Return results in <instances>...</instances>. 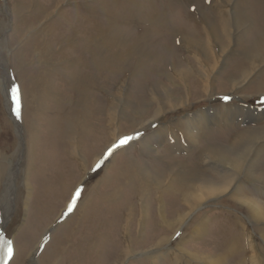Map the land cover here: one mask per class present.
I'll list each match as a JSON object with an SVG mask.
<instances>
[{
  "label": "rangeland",
  "instance_id": "obj_1",
  "mask_svg": "<svg viewBox=\"0 0 264 264\" xmlns=\"http://www.w3.org/2000/svg\"><path fill=\"white\" fill-rule=\"evenodd\" d=\"M142 1L143 3L137 0L136 3L133 0H127V3L125 0L117 1L120 7L126 4L125 9L129 2H133L135 11L124 9L125 16L117 13L118 18L114 17L105 27H114L119 32L114 31L115 36L120 33L127 35V47L122 42L120 53H115L114 56L102 53L105 58L102 56L99 62L113 70L105 69L94 77L93 73L96 71H91L89 65H86L91 63L89 57L85 59V56H81L82 62L76 65L74 52L77 53L79 42L74 30L70 32L73 22L61 28L63 20L70 19L75 14L72 12L85 11L86 5V10L89 9L94 0H0V240H9L13 246L12 257L5 261L4 246L0 244V264H106L117 257V249L122 250L123 242H128V234L131 242H135V252L131 254L134 257L122 256L119 258L120 264L123 261L125 264H153L149 254L154 251H164L159 264H176V259L166 251V247L158 244L160 233L162 237H168L170 241L173 237L175 242L182 243L186 249L203 255L206 254L201 251L203 248L200 249L203 240H210L223 251L225 242L221 243L218 223L223 226L231 224L233 228L244 221L241 217L242 214H247V210L232 194L215 197L216 199H212L217 200L215 203L207 201L203 205L205 207L198 208L189 215L181 228H176V211L173 210V205L167 206L168 199L165 212L171 215L172 220L156 227L155 222L160 219L155 215V207L159 194H174L166 188L168 184L165 180L173 179L171 174L175 170L178 169L175 180L170 183L174 182L176 185V182H199V174H205V164L198 162L202 145L211 144L212 148L217 147L220 154L227 156L236 145L235 139L252 140L253 137L260 136L259 141L264 146V0L251 2L254 10V21L251 22L241 14L243 7L237 8V21H226L222 18L223 14L216 16L215 12L227 9L229 0L227 4L222 1L226 6L216 0ZM235 2L236 0H232L231 5ZM74 6L77 9H73ZM154 19L159 21L154 23ZM205 23L211 24L214 29L217 44L228 51L224 64L217 65L214 69L211 62L212 70L209 64L197 68L198 64L193 60L192 63H195L190 67L193 70L185 77L186 82L171 79V71L188 65L183 55L187 53L184 47L191 52L195 48L205 50L208 39ZM219 28H223L224 37ZM143 30L147 35L152 34L150 39ZM190 34L196 36H188ZM183 39L189 40L191 45L183 47ZM124 50H127L126 54ZM67 51L71 53L68 54ZM236 56L238 57L235 58ZM157 57L159 60L156 61ZM174 59L178 60L177 63ZM167 61L171 63L167 64ZM235 61H239L238 65ZM62 62L64 64L60 65ZM50 64L52 67L46 72ZM40 67L46 72L41 78L38 75ZM207 67L209 70L204 71ZM73 70L77 74L72 75ZM166 70L168 71L165 72ZM247 70L250 71L251 78L249 83H243L241 75ZM209 71L213 73L207 84L204 72L210 74ZM33 74L40 80L36 87L37 111L27 101L31 91L28 78ZM69 77L73 78V84ZM50 81H53L52 84ZM187 84L189 91L185 97L183 90ZM16 87L19 88L21 98L20 118L14 112L12 89ZM26 88L27 97L24 94ZM171 96L175 98L172 106L171 102L167 104ZM158 104H162L160 109ZM240 104L257 109L255 111L260 114L258 117H247L244 108L241 109L243 113L234 114L233 110L237 108L238 111ZM222 107L226 110L221 111L227 113H221L219 120L211 121V113ZM202 109L209 119H206L207 125L197 129L198 143L202 141L200 145L193 147V144H187L189 140L182 134L186 125L183 120L196 112L200 113ZM64 120L67 131L63 134L61 129L56 131L53 128L55 145L51 144V126L57 121L58 127ZM30 130L34 133L31 134ZM138 133L141 134L138 138L115 149L116 156L107 166L113 154L109 156L108 149L119 138L136 136ZM142 146L149 147L143 149ZM125 147L126 151L121 152ZM130 159L135 164H131ZM100 161L103 162L102 166L97 168ZM186 164L193 167L196 174L193 172L194 175L189 177V173L184 171L190 168H182ZM145 174L152 180L162 177L158 189L154 185H142L145 189L141 186V190L138 189L137 181ZM132 181L135 182L134 187L127 185ZM115 186L119 187L118 193ZM77 189L83 191L74 210L68 214V207L75 196L73 193ZM138 194L147 201L148 206V217L145 216L140 232L138 223L143 212L139 211L141 209L138 206L134 207L140 203L137 201ZM253 194L257 196L256 193L252 192ZM127 199L134 201L133 204L129 203L128 211L135 210L129 222L126 217ZM99 209L101 214L97 213ZM198 213L210 217L204 235L201 229L194 232L195 227L201 226ZM216 213L215 222L212 218H215L213 215ZM107 216L112 218L113 225H118L111 227L107 225L109 221L106 224L105 221L102 222ZM123 223L129 231L121 230ZM209 224L212 226L210 231ZM253 228L257 229V226L253 225ZM149 234L154 235L151 241ZM197 234L201 236L198 237ZM254 235L258 240V233ZM243 238L242 235L243 256H246L251 253V249L247 250V243ZM173 242H169L168 246H172ZM138 251L142 253L139 255L136 253ZM144 251L149 253L141 256ZM239 254L242 256V248ZM244 262L246 264V261H242L243 264ZM227 263L232 264L228 259Z\"/></svg>",
  "mask_w": 264,
  "mask_h": 264
},
{
  "label": "bare ground",
  "instance_id": "obj_2",
  "mask_svg": "<svg viewBox=\"0 0 264 264\" xmlns=\"http://www.w3.org/2000/svg\"><path fill=\"white\" fill-rule=\"evenodd\" d=\"M117 1L118 0H94V3L89 7V9L86 10V8L88 7L86 5V6H84L85 11L84 10H77L76 12H72V14L73 13H75V14L72 15L70 19L66 18V19L63 20V25H62L61 28L65 27V25H68L69 22H71V23L73 22V26L70 27V32L72 33L73 30H74V32L78 36L76 38V40H78V42H79L78 45H77L79 48L78 47L76 48L77 49V53L74 52L76 65H78V64H80L82 62L81 59H80L81 56H85V59L87 57H89V60L91 61V63L90 64H86V65H89L88 67H90L91 71H93V69L96 71V72L93 73L94 77L97 76L101 71H103L105 69L106 70H111L112 69V67H109L108 65L105 66V64H102V63L99 62L100 58L103 56L102 53H106V52L107 53H111V54H113V56L115 55V53L116 54L120 53L122 42H125V47H127V40H129L126 37L127 35L124 36L123 35L124 33L123 34L120 33V35L115 33V34L119 35V36H115L113 34V32L116 31L114 27H113V29H108V28L106 29V27H105L106 25H108L109 22L114 20V17L118 18V14L117 13H122V16H125V11L127 9H128V11H135V7H134V5H132L133 2H129V4H127V6H126L127 9H125L124 7H125L126 4H124V7H120L119 3ZM133 1H134V3H136L135 2L136 0H133ZM137 1H141L143 3L142 0H137ZM216 1L219 4H222L223 6H226L223 3L227 4V0H216ZM222 1H223V3H222ZM252 1H254V0H248V2L246 3L245 0H236V2L233 5H231L232 0H229V6L227 7V9H222L221 8L222 10H220L218 13L215 12L217 14V15L216 14L215 15L216 16H220L221 14H223L222 18L223 19L225 18L226 21L229 20V19H230V21L232 19L234 21H237V20H239V18H238L239 16H237L238 13H239L237 11V8L238 7H243V10H242L241 14L243 16L247 17L248 19H250L249 22L254 21V19H253L254 18L253 17L254 16V14H253L254 10L251 7V2ZM35 2H36V0H35ZM125 2L127 3V0H125ZM145 2H147V1H145ZM186 4H187V2H186ZM140 5H139V7H140ZM193 6H195V5H193ZM201 7L203 8V5H201ZM217 7L220 8L222 6H220V7L217 6ZM217 7H216V9H217ZM209 8H208V10L210 11ZM73 9H77L76 6H74ZM124 9H125V11H123ZM188 11H190V10H188ZM201 12H202V10H201ZM60 13L61 12H59V14ZM152 14H154V13H152ZM189 14H190V12H189ZM133 16H136V15H133ZM146 16H148V15L146 14ZM211 17H212V15H211ZM134 18L137 19V16L134 17ZM192 18H193V16H192ZM148 19L150 20L151 18H148ZM144 20H146V18ZM191 20H193V19H191ZM240 20H241V18H240ZM152 21L154 23H157L159 20L157 22L155 21V19L152 20ZM213 21L214 20L212 19V22ZM146 22H148V21L146 20ZM192 23H193V21H192ZM176 24H177V22H176ZM112 25L115 26L114 24H112ZM112 25L110 26L111 28H112ZM205 25L207 26V30H208V35H207L208 39H207V45L205 46V50H202V49H199V48H195V50L192 51V52L188 51V49L186 47H184V46L186 44L190 46L191 43L189 42V40H186L187 38L183 39V47H184V49L186 50L187 53H184V54L182 53V54L186 58L185 61L187 62L188 65H187V67H185V66L184 67H179V68L174 69V71H171L170 72L171 76H172L171 79L174 78V80H177V81L179 79H181L182 81L186 82L187 80H185V77H187V75L189 73H192L193 68H190V67H191V64H194L195 62L198 64V65H196L197 68L198 67L201 68L203 65H208L209 64L211 66L212 70H213V67L215 69V67L217 65L220 66V65L224 64V62H225L224 61L225 60L224 57L226 58V55L228 54V51L223 46L221 47V45L217 44L216 37L214 35V29L211 27V24L205 23ZM192 26H193V24H192ZM166 28H168V27L166 26ZM195 29H196V27H195ZM197 29H199V28H197ZM226 29H228V28H226ZM145 30L147 31V29H145ZM170 30L172 31L173 28H171ZM121 31H123V30H121ZM146 31H144V33ZM199 31H201V30L199 29ZM116 32H118V31H116ZM179 32H181V31H179ZM145 34L147 35V33H145ZM220 34H222V36L224 37L225 33H224L223 28H222V30L220 29ZM148 35H147V37H148V39H150V35H152V34H148ZM191 35L192 34H190L188 36H191ZM195 36L196 35H194L193 37H195ZM73 38H74V36H73ZM184 38H185V34H184ZM119 39H121V40H119ZM176 39L177 38H175V40ZM189 39L191 40V38H189ZM63 40H65V39H63ZM144 40L146 42L147 39L145 38ZM204 40H205V38H204ZM220 41H221V39H220ZM194 42L196 43V41H194ZM180 43H181V41H180ZM197 43H198V41H197ZM100 44H101V46H100ZM178 45L180 46V44H178ZM147 47H149V46H147ZM96 50H98V52H95ZM126 51H125V54H126ZM67 53L70 54L71 52L67 51ZM122 53H124V52H122ZM233 53H235V52L233 51ZM151 54H152V52H151ZM187 54H189V55L187 56ZM145 56H147V55H145ZM162 56H163V54H162ZM165 56H166V54H165ZM110 57H111V55H110ZM237 57L238 56H236L235 58H237ZM158 58L159 57H157L155 60L156 61L159 60ZM106 59H103V60H106ZM193 60L195 61L194 63H192ZM46 61H47V59H46ZM117 61H118V59H117ZM176 61H178V60L176 59L175 62ZM72 62L75 63L74 61H72ZM211 62L214 64L213 67L211 65ZM238 62L239 61H235L234 63L236 65H238ZM109 63L111 64V61H109ZM169 63H171V61H169ZM169 63L167 61V64H169ZM63 64L64 63L62 62L60 65H63ZM41 65H43V64L41 63ZM181 65H185V64H181ZM174 66H176L175 63H174ZM192 66H194V65H192ZM51 67H52V65L48 68V70L46 72H48ZM252 69H254V66H252ZM169 70H171V67H170ZM207 70H209V67L204 69V71H207ZM167 71L168 70H166L165 72H167ZM46 72L44 71V68H41L38 75L41 78V76L43 77V76L46 75L45 74ZM209 72H210V74L208 72H204L205 73V78H204L205 79V83H207V82L210 83L209 76H211L213 71L212 72L209 71ZM123 73H124V71H123ZM143 73H145V72L143 71ZM71 74L73 75V74H77V73L73 70L71 72ZM169 75H167V76H169ZM250 75H251L250 71H248V70H247V72L243 71V74L241 75V81L243 83L248 82L249 79L251 78ZM201 77L202 76H200V78ZM73 78H74V76H73ZM73 78L69 77L70 83L74 82ZM168 79L170 81V78H168ZM38 80H39V77L37 75H35V74H33L32 76H30V78H28V84H29L28 87L30 88L31 91L28 93L29 98L27 99V101L30 104L33 105V109L36 110V111H37V108H38V105H37L38 104V95H37V92H36V87H38V85L40 83V80L39 81ZM76 80L77 79H75V81ZM52 82L53 81H50L51 84H52ZM92 82H93V80H92ZM209 83H207V84H209ZM234 84L237 85L238 82H236V83L234 82ZM262 85H263V83H262ZM163 91H164V89H163ZM188 91L189 90H188V84H187L186 88H184V90H183V93H184L183 95L185 96V94ZM24 94L27 97V88H26V91H24ZM76 95H77V93H76ZM184 96H182V97H184ZM174 97H175V95H174ZM174 97L173 96H171L170 98L167 97L169 99L167 104H169L171 102L170 105L172 106L173 105L172 102L175 101ZM155 101L157 102V99ZM161 106H162V104L161 105L158 104V106H157L158 109H160ZM243 108L245 109L244 114L247 115V117L253 118V116H257L258 114H260L259 111H255L257 109L253 110L251 107H245L244 105L238 106V111H237V108L235 110H233V109H229V110H233L234 114L237 112L236 113V115H237L239 112H242ZM223 109L226 110L225 107L217 108L216 110H214L211 113L212 114L211 117L205 116L204 110L202 109L200 113L196 112L192 116H188L186 119H184L183 123H185L186 125L183 127L184 130H182L183 131L182 134H184L183 136H185L186 140H189V142H187V144H193V147H197L198 145H200L202 140L200 141V143H198L199 136H197L198 133H196L198 131L197 129L200 128L201 126L207 125L208 122L206 121V119L210 118L211 121L219 120V116H220L221 113H223V115H225L227 113L225 111H221ZM56 119L61 121L60 118H56ZM57 124H58V122L55 121L54 125L51 126V140H49L50 143L54 144V145H55V140H54V134H52V129L54 128V129H56V131L61 129L63 134H64L65 131H67L66 130L67 123L65 122V120L58 127H56ZM33 125H34V123H33ZM30 132H31V134L34 133L31 130H30ZM259 138H260V136H255V137L252 138V140H244L243 138L235 139L236 145L229 151V155L228 156L224 155V154L223 155L220 154V152L217 151L218 148L215 147V146L212 148L211 144H208V146H203L202 145L203 149H202V152H200L201 155L198 157V162L201 165L205 164V174L204 173L203 174L200 173L199 174L200 175V180H199V182H197L195 184L192 183L191 181H189V182H181V183H177L175 181L176 185H175L174 182L170 183V182L175 180V175H176V172H177L178 169L175 170L174 172H172L171 176L173 177V179L169 178V180H168V178H166L165 181L168 184V187H166V188H168V190L169 189L172 190L171 192L172 193L174 192V194L170 195V196H167V195H161V194L158 193L159 196L157 197V199H158L157 202L158 203H157V206L155 207V215L160 220H157L155 222V226L156 227L157 226L159 227V226H161L163 224H167V222L172 220L171 215H169V214H167L165 212V209H166L165 203H166L167 199H168V202H169V203H167V206L173 205V210L176 211V217L178 219V220L175 219V221H174V226H175V222L177 220L176 228H181V226L184 225V222L186 221V219H188L190 217L189 215H191L193 213V211L197 210L198 208L205 207L203 205H205L207 203V201L215 203L217 200H212V199H214L215 197L220 196V195H222V196L223 195H230V194L234 195L236 197V199H239V203L243 207H245L246 210H247V214H242V217H241V219H244V221L239 222L233 228H232L231 224L226 225V226H223L220 223L217 224V226L219 227L218 228L219 229L218 234L221 235V239H222L221 243L225 242L224 245H223V251L218 249L215 246V244L213 242H211L210 240H207L208 242L203 240L201 245H200V246H202V247H200V249L203 248L201 251L205 252L207 255L204 254V253H203V255H198V254H196L195 251H192L190 249H186L182 245V243L175 242V240H173V237H171L172 241H170V238L162 237L161 233H160V239L158 241V244H160L162 247L163 246L166 247V251L168 253H170L171 256H173L176 259V264L177 263H179V264H228L227 263V259L230 261L229 258H231V263L232 264H233L232 261H238L239 264H241L242 261H246V264H264V198H260L259 199V197H261V196L264 197V149H263L264 146L259 141ZM212 139H215V138H212ZM139 146H140V142H139ZM148 147L149 146H142L143 149H147ZM124 151H126V147L122 148L121 152H124ZM115 156H114V152H113V154L110 157L109 163L106 164L107 166H109V164L113 162V160H114L113 157H115ZM129 162L131 164H135V161L133 159H130ZM156 166L157 165H155L153 167H156ZM182 168H185V169L190 168V169H187V170L184 171L186 173H189V177H191L192 175L196 174V172H194L195 169L193 167H191L189 164L188 165L187 164L186 165H182ZM138 172L142 173V171H140V170H138ZM193 172H194V174H193ZM216 175L219 176V177H217ZM223 175H228V176L221 178L220 176H223ZM160 180L162 182V177H160L157 180H152V179L149 178L148 175L145 174V175H143L141 177V179H139L137 181L136 185H139L138 189H140V190H141V188H139L140 186L141 187H143V186H148L149 187L150 185H154L158 189V185H159V183H161ZM127 185H129L130 187H134L135 186V182L132 181L130 183H127ZM115 191H116V193H118V191H119V187L118 186H115ZM6 192L8 193L9 191L7 190ZM252 192L256 193L257 196L255 194L252 195ZM167 194H169V193L167 192ZM137 197L139 198L137 201H139L140 203L138 205L135 204L134 207L138 206L141 209L139 211L143 212V216L139 219V223H138V228H139L138 231L140 232V230L142 228L141 224L145 222V216L148 217V215L146 214V212L148 211L147 210L148 206H147V201H144V199L140 198V194H138ZM179 200L181 201L180 204H179ZM210 200H212V201H210ZM127 202L128 203H126L127 204L126 205L127 206L126 217H127V222H129V220L131 221V219H132L131 216L134 214L135 210L134 211H128L129 203L133 204L134 201L132 199H131V201H129L127 199ZM173 210H172V213H173ZM106 212H107V210H106ZM97 213L101 214V210L99 209L97 211ZM169 216L171 218H169ZM96 219H97V217H96ZM209 220H210L209 216L202 215V214L198 213V221L201 222V226L195 227L194 232H196V231L198 232V230L201 229V232L204 235V232L206 231V227L208 226L207 224H208ZM104 221H105V224L109 221L107 225H110L111 227H113V226L116 227L118 225L116 223H114V225H113L112 218H110L109 216L105 217V220L102 219V222H104ZM1 222H2V217H0V230H1ZM251 222H254V224H251ZM245 223L248 225V228H247V225ZM253 225H256L257 229H254ZM126 227H127V225L124 224L123 226H121V228H122L121 230L129 231ZM129 227H130V225H129ZM143 231L144 230H142V232ZM255 233H258V235H257L258 240H256V237L254 235ZM125 234H126V232H125ZM152 234H149L150 241L154 238V235H152ZM0 235H1V232H0ZM129 235L130 234H128V242L127 241L123 242L124 245L121 246L122 250L120 248L117 249L116 256L118 258L117 257H113L114 258L113 261H111V262L107 261L106 264H120L119 258H121L122 256L131 255V254H133V252H135V248L133 246L135 244V242H131V238L129 239V237H130ZM197 235H198V237L201 236V234H197ZM242 235L244 236L243 240L246 241V243H247V250L251 249V253L249 255L246 253L248 256L246 255L243 259H242L241 255L238 253V251H235V249H237L239 247V245L242 246L243 250H244L243 242L241 240V236ZM233 237H235V238H233ZM112 241H114V240H112ZM169 242H171V243L173 242V245L171 244L172 246H168V244H170ZM231 250L233 252H231ZM122 251H123V254H121ZM140 252L138 251L136 253L140 255ZM163 252H155L154 251L151 254H149V258L153 259V261L150 260L151 263L159 264L161 262V259H162L161 256L163 255ZM197 252H199V251H197ZM147 253H149V252L144 251V253L141 254V256L142 255H147ZM234 255H238V259H236V260L234 259L233 260L232 258L234 257ZM131 256H133V255H131ZM131 256H128V258H130ZM173 257H172V259H174ZM146 258H148V257H146ZM154 259H156V260H154ZM140 262H143V261H140ZM121 263L125 264V261H123ZM127 264H129V263H127ZM244 264H245V262H244Z\"/></svg>",
  "mask_w": 264,
  "mask_h": 264
},
{
  "label": "snow or ice",
  "instance_id": "obj_3",
  "mask_svg": "<svg viewBox=\"0 0 264 264\" xmlns=\"http://www.w3.org/2000/svg\"><path fill=\"white\" fill-rule=\"evenodd\" d=\"M12 93H13V99L15 102L14 112H15V115L17 116V118H20V116H21V98H20V94H19V88L18 87L13 88ZM225 99H228V98L226 97ZM139 135H141V134L138 133L136 136H125V137L119 138L108 149V155L110 156L115 151V149L120 148L124 145H127L131 140L138 138ZM102 163H103L102 161L98 162L96 167L97 168L101 167ZM82 191H83V189H77L76 190L75 196L72 199V203L68 207V214H70L74 210V206L76 204V201L80 197ZM0 244H3V246H4V248H3V259L5 261H7L8 259H10L12 257V254H13L12 242L9 240H0Z\"/></svg>",
  "mask_w": 264,
  "mask_h": 264
},
{
  "label": "crops",
  "instance_id": "obj_4",
  "mask_svg": "<svg viewBox=\"0 0 264 264\" xmlns=\"http://www.w3.org/2000/svg\"><path fill=\"white\" fill-rule=\"evenodd\" d=\"M216 216H217V213L215 214V215H213V217H215V218H212L215 222H216ZM211 219V220H212ZM210 223V222H209ZM211 225L209 224V231H210V229H211ZM209 231L207 232V233H209ZM233 238H235V237H233ZM235 242V241H234ZM236 243V242H235ZM232 246V245H231ZM241 248H242V259L245 257V256H243V253H244V250H243V247L242 246H240L239 245V247L237 248V249H235V251H238V253H240V250H241ZM249 251H251V250H249ZM231 252H233L232 250H231ZM248 256V255H247ZM230 259V261H231V258H229ZM233 260L235 259H238V255H234V257L232 258ZM233 264H236V263H233ZM237 264H239V263H237Z\"/></svg>",
  "mask_w": 264,
  "mask_h": 264
},
{
  "label": "water",
  "instance_id": "obj_5",
  "mask_svg": "<svg viewBox=\"0 0 264 264\" xmlns=\"http://www.w3.org/2000/svg\"><path fill=\"white\" fill-rule=\"evenodd\" d=\"M59 220V219H58Z\"/></svg>",
  "mask_w": 264,
  "mask_h": 264
}]
</instances>
